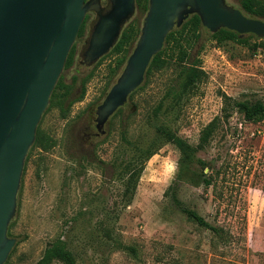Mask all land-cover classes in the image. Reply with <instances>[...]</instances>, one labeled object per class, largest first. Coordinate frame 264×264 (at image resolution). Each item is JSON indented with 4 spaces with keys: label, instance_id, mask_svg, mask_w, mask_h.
Wrapping results in <instances>:
<instances>
[{
    "label": "rangeland",
    "instance_id": "374dc122",
    "mask_svg": "<svg viewBox=\"0 0 264 264\" xmlns=\"http://www.w3.org/2000/svg\"><path fill=\"white\" fill-rule=\"evenodd\" d=\"M227 3L243 11L241 0ZM146 14L137 7L138 31ZM92 19L61 75L71 94L50 103L39 125L54 145L35 147L26 165L5 264H65L44 260L58 240L77 264H264V119L249 122L237 106L264 103V38L219 42L203 27L187 65L196 61L206 77L189 89L187 66L154 70L99 135L97 108L122 71L115 73L116 53L81 62ZM159 125L178 133L187 156L164 142L147 157Z\"/></svg>",
    "mask_w": 264,
    "mask_h": 264
},
{
    "label": "water",
    "instance_id": "95a60500",
    "mask_svg": "<svg viewBox=\"0 0 264 264\" xmlns=\"http://www.w3.org/2000/svg\"><path fill=\"white\" fill-rule=\"evenodd\" d=\"M136 0H0V264L16 239L9 235L30 150L52 94L89 11L81 62L95 65L118 43L134 18ZM198 14L211 33L222 28L264 38V20L246 15L226 0H149L136 46L120 76L98 106L96 128L105 125L144 82L152 58L169 33Z\"/></svg>",
    "mask_w": 264,
    "mask_h": 264
},
{
    "label": "trees",
    "instance_id": "16d2710c",
    "mask_svg": "<svg viewBox=\"0 0 264 264\" xmlns=\"http://www.w3.org/2000/svg\"><path fill=\"white\" fill-rule=\"evenodd\" d=\"M137 7H144L148 11L149 0H136ZM241 6L245 13L251 17L260 18L264 20V0H241ZM87 22L84 21L79 38L83 37L86 32ZM203 24L201 18L198 14L190 15L185 22L180 27H175L166 38L163 49L156 54L147 69L146 75H150L154 70L163 69L171 66L172 63H176V66H187L189 73L187 76L186 87L189 89L194 87L197 83L202 81L206 77V72L202 69L201 66L194 62L193 65H187L190 63L191 50L196 46L202 35ZM141 29L138 31L137 27L131 20L124 28L118 43L111 50V52L101 58L98 62L107 58L108 56L116 53L119 55L117 64L114 68L115 73L122 71V66L127 62L128 57L130 56L129 46L139 38ZM211 36L219 42L225 40H234L240 44L248 45L250 38L262 39L256 36L255 34H246L245 36H240L236 31L230 30L228 28H222L216 33H211ZM76 44H74L71 53L67 59L66 67L69 68L73 65L75 59ZM140 88V87H139ZM138 88V89H139ZM137 89V90H138ZM72 85L65 83L63 77H60L57 86L52 94L51 103L58 102L61 104L64 98L68 97L71 94ZM137 90H135L131 95L132 97ZM239 110L243 113L245 120L257 123L264 119V103L257 101L256 103L250 102H239L237 103ZM122 108V107H121ZM121 108L117 110L114 114L116 115ZM69 108L63 107V111H67ZM66 116V113H63ZM113 115V116H114ZM112 116V117H113ZM218 118L212 120L203 130L201 135L200 146L208 142L210 137L216 131L218 126ZM164 142H170L177 145L184 153L185 156L188 155L189 146L186 145L185 141L178 135L174 130L169 129L163 125H159L156 128V135L150 145L146 148L145 152L147 157H151L155 154L158 149L161 148V144ZM54 145L52 139L46 135L40 128H38L37 138L35 144L30 150L29 156L27 158V163L31 158L32 151L35 147L41 146L44 149H48ZM26 163V165H27ZM186 214L190 219L195 221L200 226H205L216 232H219L220 228L211 224L206 220L198 211L194 209H184ZM11 236V234L9 233ZM57 258L62 260L65 264H77L73 254L66 248V245L63 241H56L51 244L44 255V260H50Z\"/></svg>",
    "mask_w": 264,
    "mask_h": 264
},
{
    "label": "flooded vegetation",
    "instance_id": "af4514ba",
    "mask_svg": "<svg viewBox=\"0 0 264 264\" xmlns=\"http://www.w3.org/2000/svg\"><path fill=\"white\" fill-rule=\"evenodd\" d=\"M227 1V0H226ZM107 3V0H102V5H105ZM229 4V3H228ZM231 5V4H230ZM244 12V11H243ZM93 16V19L96 17V12L95 11H89L88 13H87V15H86V18H85V20H86V22L88 21V19L90 18V17H92ZM92 19V20H93ZM91 20V21H92ZM144 21V20H143ZM79 38V37H78ZM110 120V119H109Z\"/></svg>",
    "mask_w": 264,
    "mask_h": 264
}]
</instances>
